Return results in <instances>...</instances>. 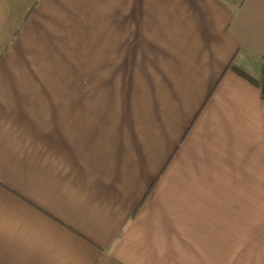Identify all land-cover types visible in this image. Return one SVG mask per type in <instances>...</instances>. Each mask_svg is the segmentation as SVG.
<instances>
[{
  "label": "crops",
  "instance_id": "1",
  "mask_svg": "<svg viewBox=\"0 0 264 264\" xmlns=\"http://www.w3.org/2000/svg\"><path fill=\"white\" fill-rule=\"evenodd\" d=\"M263 83L264 0H0V264H264Z\"/></svg>",
  "mask_w": 264,
  "mask_h": 264
},
{
  "label": "rangeland",
  "instance_id": "2",
  "mask_svg": "<svg viewBox=\"0 0 264 264\" xmlns=\"http://www.w3.org/2000/svg\"><path fill=\"white\" fill-rule=\"evenodd\" d=\"M73 43V42H72ZM65 48V49H64ZM61 51V58H64V52L63 50H65L66 53H69L68 47L66 45V47H64ZM70 54H71V63L74 64L72 66L73 70L72 73L70 74V79L72 81V85L75 86L76 83H78L79 80H83L84 78H88L89 83H88V88L91 86V84L95 85L96 82H99L100 80H107L110 79V77L112 75V73H107V72H100V73H95L92 71V65L89 66L88 61L85 60L82 65L87 66V68L85 69L86 71H83L82 73L78 70L79 69V64H80V59H88V53H86L85 51L83 52V54L80 53L81 49L78 46L73 45L72 48L70 49ZM69 54V55H70ZM95 55V56H94ZM99 57L96 54L90 55V59L92 60V62L96 63L95 58ZM101 57V56H100ZM110 75V76H109ZM57 79L62 78V75L57 76ZM100 79V80H99ZM106 82V81H104ZM117 88L119 90H121V95H120V101L118 104H120L122 101L121 99H125L126 97H124V95L122 94L123 91H126L127 89L125 88H121V87H114ZM91 88H89L90 90ZM93 89V88H92ZM114 94L116 96V92L114 91ZM122 99V100H123ZM105 101L112 103L113 104V100L114 98L112 97V95L110 94L109 97L104 98ZM106 107V106H105Z\"/></svg>",
  "mask_w": 264,
  "mask_h": 264
},
{
  "label": "trees",
  "instance_id": "3",
  "mask_svg": "<svg viewBox=\"0 0 264 264\" xmlns=\"http://www.w3.org/2000/svg\"><path fill=\"white\" fill-rule=\"evenodd\" d=\"M263 86H264V83H263Z\"/></svg>",
  "mask_w": 264,
  "mask_h": 264
}]
</instances>
